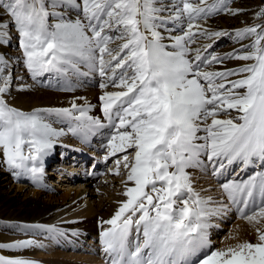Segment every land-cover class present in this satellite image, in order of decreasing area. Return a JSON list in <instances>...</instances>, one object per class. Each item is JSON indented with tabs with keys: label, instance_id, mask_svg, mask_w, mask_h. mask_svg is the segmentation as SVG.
<instances>
[{
	"label": "snow or ice",
	"instance_id": "6c2138e0",
	"mask_svg": "<svg viewBox=\"0 0 264 264\" xmlns=\"http://www.w3.org/2000/svg\"><path fill=\"white\" fill-rule=\"evenodd\" d=\"M67 7L77 11L74 20L64 18ZM225 7V0H177L170 7L160 0H0V43L14 28L33 79L79 72L81 63L101 77V111L115 129L109 154L124 153L126 170V199L103 221L109 227L101 232L113 264H190V257L210 247L208 220L221 208L209 207L212 198L194 189L188 169L211 168L219 177L234 163L247 167L259 161L264 166V23L236 30L237 42L251 41L240 50L224 57L210 53L211 42L227 33L200 21ZM238 11L227 9L231 15ZM255 18L264 20V7ZM169 23L183 26L182 35L170 37L174 51L166 50L160 31ZM225 59L251 63L216 70ZM11 80L9 61L0 56V163L17 176L31 174L35 182L44 156L64 135L40 113L80 121L73 134L86 135L100 120L88 115L92 105L87 102L79 106L72 101L71 108L62 109H17L6 99ZM119 164L117 160L116 175ZM220 187L239 217L253 225L257 242L210 250L197 264H264V229L256 227L264 222V173ZM133 228L134 247L129 241ZM33 246L30 240L0 244L11 250ZM0 264L33 262L0 256Z\"/></svg>",
	"mask_w": 264,
	"mask_h": 264
},
{
	"label": "bare ground",
	"instance_id": "6f19581e",
	"mask_svg": "<svg viewBox=\"0 0 264 264\" xmlns=\"http://www.w3.org/2000/svg\"><path fill=\"white\" fill-rule=\"evenodd\" d=\"M160 2L170 7L171 3L177 0H160ZM63 12L65 19L74 20L77 17V11L71 7L65 8ZM163 15L167 16L169 12ZM200 23L206 27L208 19ZM160 31L164 36L163 43L167 46L166 50L174 51L175 49L171 47L173 40L170 37L182 35L183 26L178 23H169L167 28H161ZM208 42L201 41V43ZM211 43L213 46V41ZM231 52H233L232 48H228L214 52V54L224 57ZM0 56L9 61L12 80L6 99L11 106L24 112H32L34 109L71 108L72 101L79 106H84L87 102L92 105L88 115L100 120V126L93 128L86 135L80 131L73 134L72 130L77 128L80 121L56 112L40 113L45 123L63 132L64 135L54 142L52 149L44 156L43 171L38 174V180L35 182L31 174L17 176L0 163V181L13 176L17 182H27L34 188L30 194H25L22 200L4 194L0 189V244H12L34 237L62 244H70L86 237L99 239L101 242V232L109 226L103 224V221L111 219L120 203L126 199L123 196L126 190V170L119 165L121 174L119 178L120 174L116 175L117 163L115 161L110 163L111 158L123 156L124 153L109 154L108 143L115 129L104 118L101 111L99 101V96L102 94L99 86L101 77L86 63H81L79 72L44 73L33 79L24 66L22 53L13 51L3 44L0 45ZM243 65L245 63L241 60L225 59L223 65L216 66V70L235 69ZM237 78L231 77L233 80ZM108 90L115 91L116 89L109 88ZM57 149L60 151L59 160L52 163L56 165L57 170L54 172L51 168L48 171L45 165L51 162L50 152ZM89 157L91 159L88 161ZM0 159H2V154H0ZM86 160L88 164L94 163L95 167L91 170V165L89 168H83L82 163ZM50 174L53 175L49 177ZM47 176L49 178H46ZM55 179L66 180L59 184L61 187H66L62 198L57 203L39 201L37 198L39 191H47L52 197L50 193L55 190L53 188V185H56V181L53 183ZM47 180H50L49 183ZM129 241L130 246L134 247L135 239ZM207 251L208 248L205 247L192 258L199 259ZM40 255L39 247L24 250L0 248V256L6 259L23 258L32 261L33 264H76L59 259L41 260L37 258ZM112 258L113 256L109 255V261ZM195 262L194 264H197Z\"/></svg>",
	"mask_w": 264,
	"mask_h": 264
},
{
	"label": "rangeland",
	"instance_id": "374dc122",
	"mask_svg": "<svg viewBox=\"0 0 264 264\" xmlns=\"http://www.w3.org/2000/svg\"><path fill=\"white\" fill-rule=\"evenodd\" d=\"M211 2H213V0H209V3ZM225 5L226 7L224 11H221L218 14L208 18V23L206 26L212 31H224L227 33V35L214 39L213 46L209 50V52L213 54L214 52L228 48H232L233 52L240 50L242 45L249 44L251 41L243 40L241 42H237L235 37L236 30L242 29L252 24L264 23V20H258L255 18L256 13H258L260 9L264 7V0H225ZM227 9L239 11L237 15H231L227 12ZM2 18L4 20L8 19L7 16H3ZM7 31L8 39L6 38V42L0 43V45L4 44L9 49L22 53V50L19 47L18 33L11 26ZM244 51H247V49H244ZM243 62L245 64L251 63V61ZM233 114L235 115V113ZM129 151L132 150L130 149ZM117 160L120 161L119 165L123 166L124 161L122 159V155L113 157V159L111 158L110 163L114 161L117 163ZM87 167L89 168V166ZM47 169L50 171V166H47ZM188 171L192 178L193 187L197 192L200 193L201 197L212 198V203L209 205V207L221 208L219 215L212 216L208 220V223L211 224L207 230L208 239L210 241V247H207V252L210 250L223 249L229 245H235L245 241L256 243L257 237L255 228L246 220L239 217L236 206L230 204L220 185L230 181H247L250 177L255 176L257 173H264V166H262L259 161L250 164L247 167L241 163H234L227 168L222 176L219 177L213 176L211 174V168H209L206 172L200 170L199 168L188 169ZM52 175L53 174H50L49 177ZM49 177L47 176L46 178ZM119 178H121V174L119 175ZM16 180L17 179L13 178V176H9L7 179L1 180L0 189L4 194H8L11 197H16L17 199L22 200L24 199L25 194H30L34 188L31 184H27V182H17ZM49 181L50 180H47L48 183ZM55 181L56 185H53L55 190L53 193H50L52 194V197L51 195H48L47 191H39L37 192V198L39 201L45 203H57L62 198L66 187H61L59 184L65 182L66 180L60 181L59 179H55L53 180V183ZM260 203V198L257 195L255 197V204L258 207ZM222 205L226 207H221ZM263 223L264 222H261V224L256 225V227L264 229ZM136 238L137 233L135 228H133L129 240L135 239L136 241ZM27 240L34 242L33 247H39V252L41 255L37 258L41 260L59 259L65 262L76 264H108L110 262L109 254L107 255V253L104 251V246L101 242H99V239L86 237L83 240H77L75 241L76 243L72 242L70 244L47 241L40 237L24 239L21 241ZM201 257H199V259Z\"/></svg>",
	"mask_w": 264,
	"mask_h": 264
}]
</instances>
